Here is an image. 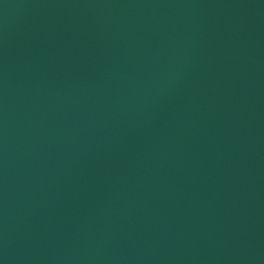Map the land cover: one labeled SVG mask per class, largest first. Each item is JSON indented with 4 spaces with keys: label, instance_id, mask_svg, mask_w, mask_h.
<instances>
[{
    "label": "water",
    "instance_id": "water-1",
    "mask_svg": "<svg viewBox=\"0 0 264 264\" xmlns=\"http://www.w3.org/2000/svg\"><path fill=\"white\" fill-rule=\"evenodd\" d=\"M0 264H264V0H0Z\"/></svg>",
    "mask_w": 264,
    "mask_h": 264
}]
</instances>
